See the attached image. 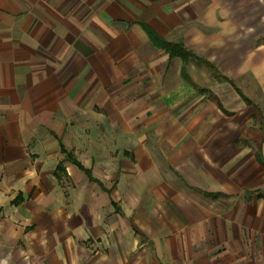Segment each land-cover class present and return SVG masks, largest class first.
Wrapping results in <instances>:
<instances>
[{"label": "crops", "instance_id": "1", "mask_svg": "<svg viewBox=\"0 0 264 264\" xmlns=\"http://www.w3.org/2000/svg\"><path fill=\"white\" fill-rule=\"evenodd\" d=\"M0 264H264V0H0Z\"/></svg>", "mask_w": 264, "mask_h": 264}, {"label": "trees", "instance_id": "2", "mask_svg": "<svg viewBox=\"0 0 264 264\" xmlns=\"http://www.w3.org/2000/svg\"><path fill=\"white\" fill-rule=\"evenodd\" d=\"M143 30L146 32V34L148 35V38L150 39V41L152 42V44L154 46H156L157 48H160L162 50H164V52H166L170 57L176 56L180 53H185L187 55H190L189 52L185 51V49L181 46V45H173L170 44L168 42H166L165 40H163L162 38H160L159 36H157L156 34H154L147 26L142 25ZM63 152H66L63 148H62ZM68 159L75 164L78 168L82 169V167L75 161V159L68 154ZM88 176L90 179L91 175L90 172L82 169Z\"/></svg>", "mask_w": 264, "mask_h": 264}, {"label": "rangeland", "instance_id": "3", "mask_svg": "<svg viewBox=\"0 0 264 264\" xmlns=\"http://www.w3.org/2000/svg\"><path fill=\"white\" fill-rule=\"evenodd\" d=\"M211 69H212V71H214L213 68H211Z\"/></svg>", "mask_w": 264, "mask_h": 264}]
</instances>
